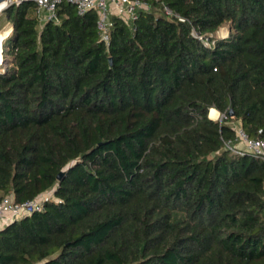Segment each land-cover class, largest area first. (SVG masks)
Here are the masks:
<instances>
[{
    "label": "trees",
    "instance_id": "16d2710c",
    "mask_svg": "<svg viewBox=\"0 0 264 264\" xmlns=\"http://www.w3.org/2000/svg\"><path fill=\"white\" fill-rule=\"evenodd\" d=\"M146 1L108 43L97 11L5 10L0 201L54 199L0 264H264V161L224 148L264 139V0Z\"/></svg>",
    "mask_w": 264,
    "mask_h": 264
},
{
    "label": "built area",
    "instance_id": "2783aa9c",
    "mask_svg": "<svg viewBox=\"0 0 264 264\" xmlns=\"http://www.w3.org/2000/svg\"><path fill=\"white\" fill-rule=\"evenodd\" d=\"M25 1L35 3L36 15L42 23L50 20L58 21V11L63 5H72L80 17L91 11H97L99 14L100 37L107 43L109 42L113 17H119L126 23L132 24L137 19L140 11L150 10L146 0H6L2 10ZM165 12L171 16L175 15L168 7H165ZM180 20L184 21V19ZM217 116L215 120L222 121L226 118L225 115L220 113ZM234 127L236 138L233 141H226L224 148L234 155H250L264 161V139L251 138L240 125H234ZM42 197L25 203H16L10 196L3 198L0 201V230L14 221L41 211L44 208L45 201H47Z\"/></svg>",
    "mask_w": 264,
    "mask_h": 264
},
{
    "label": "rangeland",
    "instance_id": "374dc122",
    "mask_svg": "<svg viewBox=\"0 0 264 264\" xmlns=\"http://www.w3.org/2000/svg\"><path fill=\"white\" fill-rule=\"evenodd\" d=\"M230 33L229 26H224L217 33L218 37L224 38L227 37ZM12 35V24L7 20L5 10L0 11V49L1 57L0 60V69L6 68L9 65L11 57L7 54V49L9 46V38ZM218 117V116H217ZM217 117L215 119H217ZM42 199L52 200L54 199L53 190L48 191L42 195Z\"/></svg>",
    "mask_w": 264,
    "mask_h": 264
},
{
    "label": "bare ground",
    "instance_id": "6f19581e",
    "mask_svg": "<svg viewBox=\"0 0 264 264\" xmlns=\"http://www.w3.org/2000/svg\"><path fill=\"white\" fill-rule=\"evenodd\" d=\"M5 2L0 4V11L4 8ZM3 59V56L1 57V49H0V60ZM218 115V111L216 109H211L210 111V118L215 119Z\"/></svg>",
    "mask_w": 264,
    "mask_h": 264
},
{
    "label": "water",
    "instance_id": "95a60500",
    "mask_svg": "<svg viewBox=\"0 0 264 264\" xmlns=\"http://www.w3.org/2000/svg\"><path fill=\"white\" fill-rule=\"evenodd\" d=\"M5 1H6V0H0V4H1V3H4ZM10 7H11V6H10ZM231 115H232V114H231ZM64 173H65V172H61V173L59 174V176H58V179H59V180H61V179L63 178Z\"/></svg>",
    "mask_w": 264,
    "mask_h": 264
},
{
    "label": "crops",
    "instance_id": "0c3cea01",
    "mask_svg": "<svg viewBox=\"0 0 264 264\" xmlns=\"http://www.w3.org/2000/svg\"><path fill=\"white\" fill-rule=\"evenodd\" d=\"M218 113H219V112H218ZM235 125H240V124H239V122H238V123H235ZM42 195H44V194H42ZM42 195H41L40 197H42Z\"/></svg>",
    "mask_w": 264,
    "mask_h": 264
}]
</instances>
